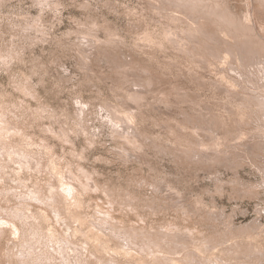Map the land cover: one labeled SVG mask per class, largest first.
I'll return each mask as SVG.
<instances>
[{
	"label": "rangeland",
	"instance_id": "1",
	"mask_svg": "<svg viewBox=\"0 0 264 264\" xmlns=\"http://www.w3.org/2000/svg\"><path fill=\"white\" fill-rule=\"evenodd\" d=\"M263 55V0H0V264H264Z\"/></svg>",
	"mask_w": 264,
	"mask_h": 264
},
{
	"label": "bare ground",
	"instance_id": "2",
	"mask_svg": "<svg viewBox=\"0 0 264 264\" xmlns=\"http://www.w3.org/2000/svg\"><path fill=\"white\" fill-rule=\"evenodd\" d=\"M264 1V0H263ZM262 52V51H261ZM264 56V55H263ZM259 65V64H258ZM263 66V65H262ZM261 69V68H260ZM257 70V69H256ZM263 98V97H262ZM2 145V144H1ZM5 145V144H4ZM4 147V146H3ZM6 149V148H5ZM3 151V150H2ZM62 181V180H61ZM66 184V183H65ZM61 188V187H60ZM54 191V190H53ZM34 194H36V193H34ZM71 195V194H70ZM26 198V197H25ZM44 198V197H43ZM46 198V197H45ZM60 198V197H59ZM33 199V198H32ZM30 201H31V198H30ZM46 201V200H45ZM63 201V200H62ZM61 201V202H62ZM35 203V202H34ZM34 203H33V205H34ZM38 203V202H37ZM54 203V202H53ZM48 204V203H47ZM38 205V204H37ZM63 205V204H62ZM54 206V205H53ZM56 206V205H55ZM52 207V206H51ZM65 207V206H64ZM49 209V208H48ZM11 210V209H10ZM9 210V211H10ZM65 210V209H64ZM1 211V210H0ZM5 212V211H4ZM17 212V211H16ZM3 213V212H2ZM51 213V212H50ZM52 213H54V212H52ZM15 214V213H14ZM17 214V213H16ZM69 215V214H68ZM71 215V214H70ZM5 216V215H4ZM13 216H15V215H13ZM23 216V215H22ZM20 217V216H19ZM56 217V216H55ZM7 218V217H6ZM17 218V217H16ZM21 218V217H20ZM9 219V218H8ZM13 220V219H12ZM16 220V219H15ZM22 220V219H21ZM6 221V220H5ZM11 222V221H10ZM3 223V222H2ZM18 223V222H17ZM21 223V222H20ZM5 227V226H4ZM23 227V226H22ZM36 228V227H35ZM6 229V228H5ZM4 229V230H5ZM27 230V229H26ZM3 231V230H2ZM24 231V230H23ZM41 232V231H40ZM28 234V233H27ZM40 234V233H39ZM24 235V234H23ZM30 235V234H29ZM43 235V234H42ZM26 236V235H25ZM24 236V237H25ZM28 238V237H27ZM100 238V237H99ZM41 240V239H40Z\"/></svg>",
	"mask_w": 264,
	"mask_h": 264
}]
</instances>
